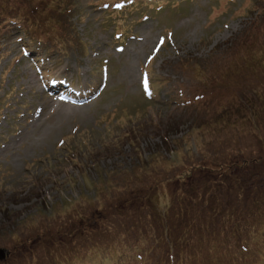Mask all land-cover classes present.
I'll use <instances>...</instances> for the list:
<instances>
[{
  "label": "rangeland",
  "instance_id": "rangeland-1",
  "mask_svg": "<svg viewBox=\"0 0 264 264\" xmlns=\"http://www.w3.org/2000/svg\"><path fill=\"white\" fill-rule=\"evenodd\" d=\"M4 1L0 264H264V0Z\"/></svg>",
  "mask_w": 264,
  "mask_h": 264
},
{
  "label": "trees",
  "instance_id": "trees-1",
  "mask_svg": "<svg viewBox=\"0 0 264 264\" xmlns=\"http://www.w3.org/2000/svg\"><path fill=\"white\" fill-rule=\"evenodd\" d=\"M57 1V0H56ZM138 0H126L124 3H121V4H123L124 6H129V4L130 5H132V4H134V3H136ZM161 1H163V0H143V2H144V5H147V4H149V5H151L150 3H153V4H159V3H161ZM170 0H166V2H169ZM54 2H55V0H54ZM122 6V5H121ZM121 6H116V8L118 9L119 7H121ZM68 7H69V5H68ZM12 8H14V7H9L8 6V2H5L4 1V3H2V2H0V28H3V27H6V26H8L9 25V23H16L15 21H13V20H16L17 18H12V17H14V16H8V10H12ZM19 9L20 8H17V9H14L15 11H16V14H17V16H21V18H23V19H25V21H28L29 19L27 18V17H23L22 15H20V13H19ZM67 9V7L65 8V10ZM119 12H117V14H121L122 12H123V10H118ZM62 13H63V11H62ZM125 15V14H124ZM112 16H114V15H112ZM119 17H122V16H119ZM18 20V19H17ZM31 22H29V24H30ZM28 24V25H29ZM19 29H21L23 32H24V34H25V36L27 37V39L29 40V41H34V42H36L37 40L36 39H34L35 37L33 36V34H32V32H30L29 30H28V27H27V25H26V27H24V28H22V27H20ZM49 39H51V34L48 36V38L46 39V40H49ZM40 40V39H39ZM24 48L26 49V50H28V47L25 45L24 46ZM30 49V48H29ZM264 225V221L261 223V226H263ZM260 229V230H259ZM259 229H252V228H250V231H251V233H247V234H249L248 236L251 238V239H255L256 237H258L257 235H259V236H261V235H264V228H259ZM259 231V232H258ZM255 232V233H254ZM256 233H257V235H256ZM183 242H185V240H182ZM242 241H241V239H239L238 240V242H237V244H240ZM247 255V254H246ZM245 255V256H246Z\"/></svg>",
  "mask_w": 264,
  "mask_h": 264
},
{
  "label": "water",
  "instance_id": "water-1",
  "mask_svg": "<svg viewBox=\"0 0 264 264\" xmlns=\"http://www.w3.org/2000/svg\"><path fill=\"white\" fill-rule=\"evenodd\" d=\"M5 258V253L2 249H0V260H3Z\"/></svg>",
  "mask_w": 264,
  "mask_h": 264
},
{
  "label": "snow or ice",
  "instance_id": "snow-or-ice-1",
  "mask_svg": "<svg viewBox=\"0 0 264 264\" xmlns=\"http://www.w3.org/2000/svg\"><path fill=\"white\" fill-rule=\"evenodd\" d=\"M145 83H147V81L145 80Z\"/></svg>",
  "mask_w": 264,
  "mask_h": 264
},
{
  "label": "bare ground",
  "instance_id": "bare-ground-1",
  "mask_svg": "<svg viewBox=\"0 0 264 264\" xmlns=\"http://www.w3.org/2000/svg\"><path fill=\"white\" fill-rule=\"evenodd\" d=\"M70 98H72V97H70Z\"/></svg>",
  "mask_w": 264,
  "mask_h": 264
}]
</instances>
